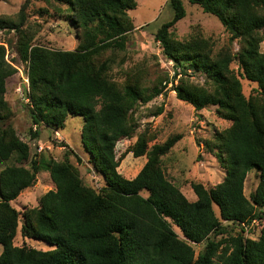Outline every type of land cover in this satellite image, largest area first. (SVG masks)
I'll list each match as a JSON object with an SVG mask.
<instances>
[{"label":"trees","instance_id":"obj_1","mask_svg":"<svg viewBox=\"0 0 264 264\" xmlns=\"http://www.w3.org/2000/svg\"><path fill=\"white\" fill-rule=\"evenodd\" d=\"M188 2L214 17L230 36L229 45L217 53L199 35L175 40L172 29L186 14L181 0H167L173 13L154 36L174 65V76L165 84L172 83L176 99L195 111L215 107L216 116L230 123L213 142L203 143L225 169L223 179L212 188L191 183L194 201L162 171V157L181 135L149 150L146 135L140 136L130 152L134 158L146 157L143 169L132 179L116 171L115 147L134 134V108L150 103L164 89L160 80L146 87L128 75L117 84L110 77L113 58L102 59L109 50H124L134 30L128 12L137 7L136 0L45 1L46 16L71 22L78 41L72 51L50 50L36 42L38 26L25 25L28 0L15 17H0V32L17 35L15 52L26 64L32 125L57 132L69 117L81 118L83 148L104 182L99 191L84 186L68 159L39 156L43 148L30 157L29 146L9 123L5 83L18 71L0 45V165H6L0 171V264H264V223L255 240L245 237L242 227L264 221V0ZM188 71L204 76V84L190 82ZM242 80L256 85L248 97ZM36 136L37 131L31 133ZM253 169L258 183L247 198L244 183ZM40 172L49 175L55 189L37 207L16 211L11 202L33 189ZM224 222L241 231L233 236ZM18 229L22 247L14 245ZM26 239L54 249L29 248ZM199 244L204 248L195 256L193 246Z\"/></svg>","mask_w":264,"mask_h":264},{"label":"rangeland","instance_id":"obj_2","mask_svg":"<svg viewBox=\"0 0 264 264\" xmlns=\"http://www.w3.org/2000/svg\"><path fill=\"white\" fill-rule=\"evenodd\" d=\"M26 1L0 0V17H15ZM45 1L50 0H28V7L25 10L26 27L35 28L38 26L36 42L49 47L50 50H74L78 41L71 22L66 18L58 19L56 16L51 18L46 16L42 11L44 7H47ZM136 1L137 7L128 12L134 30L128 34L124 50L114 52L109 50L103 54L102 59L113 58L110 77L117 84H122L128 75L138 77L146 87L160 80L164 89L162 94L150 103L138 104L134 108L132 113L135 120L134 134L132 138L119 141L115 147L116 160H119V167L116 171L123 178L132 179L139 170L143 169L147 162L146 157L134 158L130 152L140 136L146 135L147 150H149L154 144H161L172 135H181L182 139L162 157V171L172 185L177 187L186 198L194 201L196 196L191 189V183L198 182L206 188H212L223 179L225 169L213 154L205 150L203 143L213 142L215 135L226 129L230 123L216 116L215 107L195 111L192 106L176 99L171 90L172 83L165 84V81H169L174 76V65L162 54L159 43L154 39L159 26L169 20L173 12L168 7L167 0ZM181 2L186 14L172 29L175 40L185 41L193 35H199L211 42L214 53L229 45V34L214 17L203 13L198 6L191 5L188 0H181ZM16 41L17 35L14 32H0V45L6 48V60L11 62L18 71L5 83V97L12 111L9 123L16 130L17 137L29 146L30 157L38 153V147H42L43 151L39 156L50 158L56 162L68 159L77 168L82 184L99 191L104 186V182L101 175L94 170L95 168L90 163V157L83 148L80 139L83 125L81 118L78 116L69 117L64 127L57 132H53L45 126L34 127L32 125L26 108L28 104L26 99L27 68L26 64L18 59L15 52ZM237 46L234 44L232 49L236 50ZM260 51L264 53V40ZM231 69L238 72L236 63L231 64ZM187 74L190 76L188 77L190 82L197 85L204 84V76L193 74L190 71ZM179 77L175 79L174 86ZM240 82L245 97L253 94L256 88L254 83L245 80ZM34 131L38 132V136L32 138L31 133ZM63 144L66 147H61ZM8 164H12V162H8ZM5 166V164H1L0 171ZM257 183L258 172L253 169L247 173L244 183V194L247 198L254 193ZM54 189L55 186L49 175L46 172H40L37 174V182L33 189L22 193L19 198L11 202V205L18 212L37 207L39 199ZM144 196L147 194L144 193ZM263 223L264 221L261 223L255 221L246 228L243 227L245 237H250L252 240L257 239ZM223 225L233 236L241 231V227L231 223L224 222ZM19 229L14 245L22 247ZM173 229L177 234L181 233L177 227H173ZM24 243L29 248L44 252L54 249L41 240L26 239ZM203 248V244L193 246L195 256Z\"/></svg>","mask_w":264,"mask_h":264},{"label":"built area","instance_id":"obj_3","mask_svg":"<svg viewBox=\"0 0 264 264\" xmlns=\"http://www.w3.org/2000/svg\"><path fill=\"white\" fill-rule=\"evenodd\" d=\"M42 149V147H38V150L40 151ZM253 223H255V221L253 222ZM242 227H247V226H242Z\"/></svg>","mask_w":264,"mask_h":264},{"label":"crops","instance_id":"obj_4","mask_svg":"<svg viewBox=\"0 0 264 264\" xmlns=\"http://www.w3.org/2000/svg\"><path fill=\"white\" fill-rule=\"evenodd\" d=\"M1 254V253H0Z\"/></svg>","mask_w":264,"mask_h":264}]
</instances>
